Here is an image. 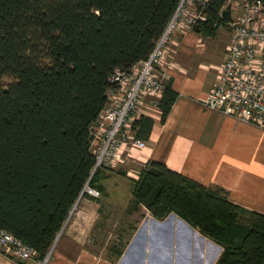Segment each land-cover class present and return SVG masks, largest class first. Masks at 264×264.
<instances>
[{
	"label": "trees",
	"instance_id": "16d2710c",
	"mask_svg": "<svg viewBox=\"0 0 264 264\" xmlns=\"http://www.w3.org/2000/svg\"><path fill=\"white\" fill-rule=\"evenodd\" d=\"M206 1L205 20L191 29L213 38L231 15L228 0ZM179 2L0 0V81L7 80L0 86V228L37 258L50 251L78 198H93L84 188L101 193L105 169L94 170L89 127L115 87L113 70L147 59ZM177 97L166 82L160 124ZM153 129L143 116L131 125L144 142ZM136 173L131 209L158 221L174 214L221 249L216 264H264V214L160 162Z\"/></svg>",
	"mask_w": 264,
	"mask_h": 264
},
{
	"label": "crops",
	"instance_id": "0c3cea01",
	"mask_svg": "<svg viewBox=\"0 0 264 264\" xmlns=\"http://www.w3.org/2000/svg\"><path fill=\"white\" fill-rule=\"evenodd\" d=\"M217 32L227 40L221 50L222 59L230 34ZM170 47L173 52L167 55L159 71L178 97L163 124L159 121L160 112L149 110L154 129L145 148L130 149L128 158L141 166L148 161L160 162L203 186L220 187L232 203L264 214V130L204 108L203 101L217 80L222 60L212 62L202 36L192 29L176 32ZM143 101L149 103L151 98L145 97ZM99 185L101 193L97 194L106 196L104 201L108 203H104V208L108 209V215L102 218L99 198L80 196L55 238L47 264H151L153 259L158 263L157 259L167 258L172 264H216L221 249L174 214L158 221L143 207L131 209V186L123 214H138L144 223L135 235V230L130 236L127 234L126 240L122 239L125 232L120 226L112 240L105 222L111 220L110 205L112 201L116 203L113 199L119 194L105 189L117 188L118 184L100 181ZM178 232L183 238L181 242L188 245L179 259L172 241L173 234ZM167 235L171 239L168 249L162 242ZM117 250L121 251L119 257ZM0 264L16 263L0 254Z\"/></svg>",
	"mask_w": 264,
	"mask_h": 264
},
{
	"label": "built area",
	"instance_id": "2783aa9c",
	"mask_svg": "<svg viewBox=\"0 0 264 264\" xmlns=\"http://www.w3.org/2000/svg\"><path fill=\"white\" fill-rule=\"evenodd\" d=\"M230 1L237 13L225 24L230 32L229 42L217 69V80L203 106L264 130V5L252 0ZM206 2L180 0L147 59L128 72L113 70L109 82L115 87L108 91L103 109L89 127L94 170L114 167L124 161L123 155L128 156L130 149L145 148V142L134 137L131 125L141 116L152 119L149 110L160 112L165 82L159 70L168 55L171 37L204 21ZM145 97L151 101L145 104ZM133 178H137V173ZM84 192L98 195L87 186ZM0 254L19 264H47L50 251L44 258H37L31 247L0 228Z\"/></svg>",
	"mask_w": 264,
	"mask_h": 264
},
{
	"label": "rangeland",
	"instance_id": "374dc122",
	"mask_svg": "<svg viewBox=\"0 0 264 264\" xmlns=\"http://www.w3.org/2000/svg\"><path fill=\"white\" fill-rule=\"evenodd\" d=\"M227 5L229 6V10H230V15L231 17H234L236 15L237 10H235L233 8V5L231 3L230 0H228ZM219 32H229L228 28L225 25H221L218 30ZM230 34V32H229ZM204 39V41L207 43L210 52H209V56L210 59H212V62H220L221 59V50L225 47L227 40L226 38L217 32L216 36L213 38H207V37H202ZM230 38V37H229ZM173 52V48L170 47L168 54L171 55ZM222 62V61H221ZM7 84V80L3 79L0 81V86H5ZM123 159L124 161L122 163L117 164L114 167L111 168H104L105 169V173L103 176V179L101 180V184L106 183V184H111V183H117L118 187L117 188H110L108 187L107 189H105V191L107 190V192H113V194H119L118 197L112 196L111 198H114L112 201L111 205V220L106 221V225H107V229L112 232V240H115V234L118 233L117 230H120V226H122V230L125 232L124 236H123V240H126V236L127 234L130 236L132 234V231H134L133 235H135V233L138 230V227L144 223V218L140 221V216L138 214L136 215H131V216H126L123 214V210H125L127 208V200H128V194H129V189L131 186V182L129 178H133L136 175L137 170L140 168V164L139 162L133 160V159H129L127 154L124 153L123 155ZM124 173V174H123ZM93 198H99L98 200L101 201V205H102V212L104 214H102V218L105 217L108 213V209L104 208V203L106 205V203H108V201H104V198L106 196H101V195H97V197L90 195ZM118 199V200H117ZM76 207V205L74 206ZM108 207V206H107ZM108 215V214H107ZM103 222V221H100ZM149 223V222H148ZM134 226V227H133ZM177 231H180V229H178ZM172 241L174 242V244L177 246V252H176V257L177 259H179L180 257H182L183 255V250H186V247L188 248L187 244H184L183 242H181L183 240V238L180 236V233H176V235L173 234L172 236ZM122 239L120 240V242H123ZM131 239V238H130ZM129 239V241H130ZM163 244L164 246L168 249L170 244V238L167 235V240L165 238H163ZM170 244V245H169ZM187 245V246H186ZM206 246V245H205ZM181 250V252H180ZM170 258L167 259H163L164 261H159V259H157L158 263H156L153 259V261L151 262V264H172L171 260H169ZM179 262V260H177ZM185 261V260H184ZM186 262V261H185ZM184 262V263H185ZM186 264V263H185Z\"/></svg>",
	"mask_w": 264,
	"mask_h": 264
}]
</instances>
